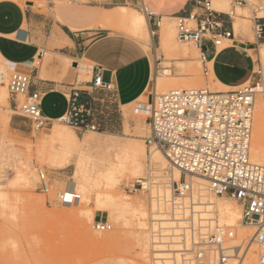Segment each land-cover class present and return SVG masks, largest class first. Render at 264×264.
<instances>
[{
  "label": "built area",
  "instance_id": "1",
  "mask_svg": "<svg viewBox=\"0 0 264 264\" xmlns=\"http://www.w3.org/2000/svg\"><path fill=\"white\" fill-rule=\"evenodd\" d=\"M233 1L234 6L249 10L257 46L264 44V3ZM188 5V13L185 9L175 17L176 37L180 42L196 46L203 73L209 76L212 59L207 57L205 41L212 43L216 54L226 47L225 40L235 33L233 23L231 29L224 27L222 15L234 18L236 7L230 12L218 10L214 8V0H188ZM143 10L147 16L154 17L156 26L160 27L163 19L157 18L147 7ZM89 69L93 70L95 87L111 88L104 80L101 66ZM253 75L255 81L227 91L216 92L209 87L178 88L149 95L146 106L149 132L144 141L149 149L162 150L170 164L182 172L181 180L173 181L170 187L149 172L150 176L144 178L147 184L138 180L126 188L130 192L147 193L165 205L163 214L174 222L173 227L165 228L161 219L155 221L153 237L157 240L163 236L175 238L177 248L167 253L153 250L154 264H243L249 242L233 246L234 229L201 213L198 209L201 193L192 177L204 178L207 192L229 195L243 204L242 221L254 229L251 240L258 248V264H264V164L253 162L250 157L253 109L263 78L262 68H255ZM33 84L30 74L11 69L8 89L11 95L19 97L14 100V110L30 119L37 129L47 128L57 120L78 132L97 130L90 118V109L80 102V89H72L65 113L52 119L44 115L43 92L32 89ZM49 186L48 176L40 171V189L48 193ZM165 187L170 189L169 196L164 193ZM80 199L76 190L64 189L58 193L57 201L74 205ZM94 227L103 232L109 228V222L95 220ZM165 229L170 232L168 235H163Z\"/></svg>",
  "mask_w": 264,
  "mask_h": 264
},
{
  "label": "rangeland",
  "instance_id": "2",
  "mask_svg": "<svg viewBox=\"0 0 264 264\" xmlns=\"http://www.w3.org/2000/svg\"><path fill=\"white\" fill-rule=\"evenodd\" d=\"M47 1L32 0L36 7L44 10H47ZM249 1L264 3V0ZM88 2L89 0H79V4ZM223 3L228 7L227 12L233 9L232 0H223ZM138 10L147 15L144 10ZM236 17L235 20L240 25L237 37L253 40V22L249 10L236 7ZM99 24L106 27L101 21ZM166 25L165 34L160 29V45L154 44L152 48V42L146 45L153 57V78L154 75H160L167 82L189 85L182 88H211V73L209 76L204 75L199 50L192 43H183L177 39L175 19L167 20ZM114 27L116 31L127 33L119 24ZM150 29L152 30L151 26ZM228 42L225 40L224 45ZM204 48L207 57L211 58L214 55L213 45L205 41ZM261 48H264V44L252 52V55L256 61V70L262 68L264 77V62L259 56ZM82 62L87 67L90 65L87 61ZM0 68L7 72L8 88L11 69L1 54ZM249 79V82L255 81L252 77L247 78ZM152 83L151 81L149 92H154ZM168 90L170 89L157 92ZM1 93L0 87V95ZM15 114L10 105L8 89V102H0V264H154V241L157 239L152 237L151 228L155 221L151 220V197L141 191L126 190L127 186L138 180L143 182L145 176L150 175L149 172L162 170L160 163L149 162L148 165L147 157L144 168L137 169L133 165V144L144 143L147 154L150 151L144 138H139L148 134V128L146 131L142 125L137 126L138 134L125 136L96 131L78 133L71 126L57 120L52 121L47 128L37 129L30 119L22 116L26 130L18 131L10 125L11 117L19 116ZM40 171L48 176V193L42 192L39 187ZM85 171L98 176L94 181V191L89 202L82 201L79 205L84 210V217L81 219L64 216L61 213L66 206L57 201L58 193L66 188L68 181L76 178L77 172ZM119 192L135 205L114 206L120 222L115 226L110 215L100 209L112 207L110 200ZM33 195L43 198L44 202L33 205L30 202V196ZM211 197L215 203H229L234 207L241 204L229 195L226 199L215 195ZM142 199L148 208V238L143 237L140 225L142 217L136 206ZM216 218L219 223L227 225L220 219L219 214ZM100 219L109 222L106 231L100 232L94 227L95 220ZM84 222L90 224L93 235L83 232ZM231 227L235 237L240 229H244L240 226ZM245 228L254 232L248 225ZM250 264H258V255Z\"/></svg>",
  "mask_w": 264,
  "mask_h": 264
},
{
  "label": "crops",
  "instance_id": "3",
  "mask_svg": "<svg viewBox=\"0 0 264 264\" xmlns=\"http://www.w3.org/2000/svg\"><path fill=\"white\" fill-rule=\"evenodd\" d=\"M65 1L48 0L44 10L32 0H0V54L4 62L10 69L32 76V89L43 92L45 116L61 117L68 106V94L77 88L82 91L80 102L90 109L96 132L138 134L136 115H147V110L146 106L134 108V103L150 88L153 57L141 40L115 30L113 15L122 6L136 10L147 7L157 18L175 19L185 9L190 11L188 0H89L85 4H79V0ZM147 17L154 32L152 48L154 44L160 45V27L154 17ZM222 18L225 28L231 29V23L234 28L236 16L230 19L223 14ZM227 40L226 47L217 54L214 48L211 59L215 74L226 84H240L253 78L256 61L252 52L259 48L254 32L253 40L237 37L236 33ZM81 61L90 64L85 74L78 68ZM90 66L103 68L104 80L111 88L94 86ZM14 100L19 97L10 94L13 110ZM142 121L148 124L147 116ZM10 125L18 131L26 130L21 115L12 116Z\"/></svg>",
  "mask_w": 264,
  "mask_h": 264
},
{
  "label": "bare ground",
  "instance_id": "4",
  "mask_svg": "<svg viewBox=\"0 0 264 264\" xmlns=\"http://www.w3.org/2000/svg\"><path fill=\"white\" fill-rule=\"evenodd\" d=\"M214 3H215L214 8H217L222 11H227L226 9L228 7L226 4L223 3V0L215 1ZM109 19H111V17H109ZM164 19H165V22L164 20H162L160 24V29H161L162 34H165V31L167 29L166 28L167 20L171 21L174 18L164 17ZM112 20L116 24H119L120 26H122V28L124 27L127 33L141 40L146 45H150L151 44L150 42L153 43V30L150 29L149 19L147 15H145L143 12L138 11L131 7L122 6L113 15ZM234 29H235V33L239 32L240 25L237 20L234 21ZM259 56L261 60L264 62V48L260 49ZM210 64L212 68V64H213L212 61L210 62ZM78 68L80 69L82 73H86V71H88L87 65L83 63L82 61L79 63ZM6 73L7 72L3 68H0V87L2 91L0 95V102L3 104H6L8 102V88H7V74ZM210 73H211V76H209L210 77L209 80L212 81V85L210 86L211 87L210 89L216 92L232 90L238 87L239 85H242L250 81L249 79L247 81H244L242 84L240 83L239 85H231V84H226L225 82H223L215 74L213 68L211 69ZM263 79L264 77L262 78V81L259 82L258 94L256 95L257 98L254 104L255 110L253 109L252 140H251V148H250L251 160L259 164H264V84H263ZM152 82H153L152 86L154 88V92L156 93L167 92V91L157 92L159 90L178 89V88H182L188 85V84L167 82L163 79V76H160V75H154ZM185 89H189V88H185ZM154 92L153 91L145 92V94L138 101L134 103L135 104L134 108L136 106L137 107L147 106L148 105L147 101H148V96H149L148 94L151 95V94H154ZM128 111H129L128 107H126V112ZM136 116L139 118L137 121V126L142 125L146 131L148 128V132H149V125L147 127L146 124L142 121V119L146 118L147 116L146 113L142 112L141 114H137ZM144 137L145 136H139V138H142V139ZM131 154L133 157V165L137 169L145 167L144 160L146 157L149 160L148 165H149V162L160 163L163 166L162 170H159V171L153 170L152 174H153V178H158L160 182L164 183L165 186L168 185L170 187L173 181H180L182 178L181 170L179 168L173 167L170 164L169 158L166 156V154L158 148H155V147L150 148V151L147 154V150H146L144 143H135L133 144V149L131 150ZM97 176L89 174L87 173V171L83 173L77 172L76 178L74 180H70L67 182L65 189L76 190L80 194L81 199L78 202H76L74 205H71V204L65 205L66 206L64 207L65 210L61 214H63L64 216L72 217V218L82 219L84 217V210L79 205L81 204L82 201L89 202L90 197L94 191V185H95L94 181L97 178ZM192 180L196 188L201 193V197L199 198V201H198V205H199L198 209L201 211V213L208 215V216L215 217V218L219 214L220 219L223 222H225L228 226H233V227L240 226L244 228L238 231L237 236L235 237V239L232 241L231 244H233V246H236L240 244L241 242H246V243L249 242V246L244 256L243 264L245 263L250 264L254 262V260L257 259V247L255 248L251 240L254 232L250 229L245 228L247 224H245L242 221L243 204L241 203L240 206L234 207L229 203H215V201L211 197V195H214V194H211L205 190V186L207 184L206 180L200 177H192ZM143 182L144 184H147L145 180ZM169 192H170V189L168 187H165L164 193L167 196H169L170 195ZM83 195H84V198H83ZM222 198L226 199L227 197L226 195H224L222 196ZM150 201H151V211H152L151 220H153L154 222L156 220L161 219L163 221L161 223L163 227L165 228L173 227L174 222L172 221V219L163 214L165 212L164 207L166 206L163 204H160L158 201L152 198H150ZM30 202L33 205H41L44 202V200L43 198L41 199V197H39L38 195H33V196H30ZM110 202H112L113 204L112 207H109L106 209H100V210L101 212L102 211L107 212L108 215H110V217L112 218L114 225L118 226L120 222H119V218L117 216L114 206L120 205V204L125 205V206H132V205L134 206L135 203L129 198H127L123 193H120V192L113 195ZM136 206L138 207V210L140 211V214L142 217L140 225L142 226V229H143V237L148 238L150 236V232H149V224L146 218L148 214L147 203L145 202V200L142 199L136 203ZM155 224L157 223L155 222L152 223L151 229H153V231L157 227V225ZM82 229L85 234L93 235L90 224L88 222L83 223ZM169 233L170 232H168V230L165 229L163 232V235H168ZM169 239L170 238L163 236L159 240L154 241V243L155 242L158 243L156 245L154 244L156 246L154 250H159V251H163V253H167V251L177 248L176 244H174L177 242L175 238L171 237V240ZM171 243L173 244L170 245ZM162 255L166 256V254H162Z\"/></svg>",
  "mask_w": 264,
  "mask_h": 264
}]
</instances>
